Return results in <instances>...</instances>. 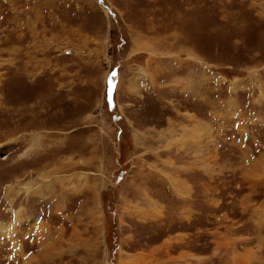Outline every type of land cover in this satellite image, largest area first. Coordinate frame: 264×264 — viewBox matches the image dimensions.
I'll return each mask as SVG.
<instances>
[{"label":"rangeland","instance_id":"374dc122","mask_svg":"<svg viewBox=\"0 0 264 264\" xmlns=\"http://www.w3.org/2000/svg\"><path fill=\"white\" fill-rule=\"evenodd\" d=\"M0 264H264V0H0Z\"/></svg>","mask_w":264,"mask_h":264},{"label":"crops","instance_id":"0c3cea01","mask_svg":"<svg viewBox=\"0 0 264 264\" xmlns=\"http://www.w3.org/2000/svg\"><path fill=\"white\" fill-rule=\"evenodd\" d=\"M165 175L164 174H160V178H157V182H160L162 184H160V187H166L168 189L169 194H176L178 195V199H186V196H189V191L188 190H184L182 188H179V190H176L175 185H174V180H172L170 177L167 178H163ZM180 187V184H179ZM174 193V194H173ZM182 210V212L186 211V202H184V205L182 207V209H180V211ZM184 217V216H183Z\"/></svg>","mask_w":264,"mask_h":264}]
</instances>
